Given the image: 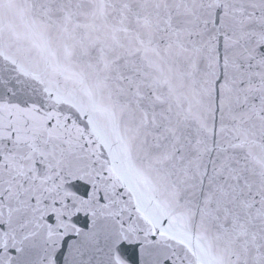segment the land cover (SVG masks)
Wrapping results in <instances>:
<instances>
[{"label": "snow or ice", "instance_id": "6c2138e0", "mask_svg": "<svg viewBox=\"0 0 264 264\" xmlns=\"http://www.w3.org/2000/svg\"><path fill=\"white\" fill-rule=\"evenodd\" d=\"M0 264H264V0H0Z\"/></svg>", "mask_w": 264, "mask_h": 264}]
</instances>
